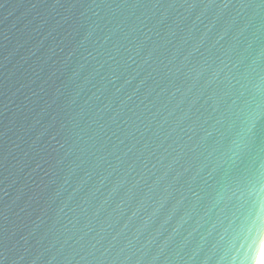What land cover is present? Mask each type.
<instances>
[{
	"label": "water",
	"instance_id": "obj_1",
	"mask_svg": "<svg viewBox=\"0 0 264 264\" xmlns=\"http://www.w3.org/2000/svg\"><path fill=\"white\" fill-rule=\"evenodd\" d=\"M264 0H0V264H257Z\"/></svg>",
	"mask_w": 264,
	"mask_h": 264
},
{
	"label": "bare ground",
	"instance_id": "obj_2",
	"mask_svg": "<svg viewBox=\"0 0 264 264\" xmlns=\"http://www.w3.org/2000/svg\"><path fill=\"white\" fill-rule=\"evenodd\" d=\"M257 264H264V246H263V249L261 251V254H260V257H259Z\"/></svg>",
	"mask_w": 264,
	"mask_h": 264
}]
</instances>
